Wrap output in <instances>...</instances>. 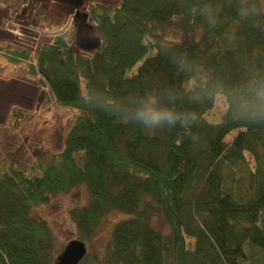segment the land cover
I'll return each instance as SVG.
<instances>
[{
    "label": "trees",
    "instance_id": "obj_1",
    "mask_svg": "<svg viewBox=\"0 0 264 264\" xmlns=\"http://www.w3.org/2000/svg\"><path fill=\"white\" fill-rule=\"evenodd\" d=\"M204 5L214 27L194 11ZM89 18L101 39L90 54L61 34L37 57L6 47L10 62L28 61L55 103L76 115L52 163L37 174L19 165L0 174V264H56L52 231L35 211L82 185L89 201L70 210L79 240L95 239L111 212L130 215L113 227L100 264H264V126L222 112L216 119L217 103L191 99L205 81L264 71V31L239 21L234 0L95 3ZM98 88L176 91L207 122L195 130L200 144L179 128L150 135L84 106L81 96ZM157 214L168 232L155 226Z\"/></svg>",
    "mask_w": 264,
    "mask_h": 264
},
{
    "label": "rangeland",
    "instance_id": "obj_2",
    "mask_svg": "<svg viewBox=\"0 0 264 264\" xmlns=\"http://www.w3.org/2000/svg\"><path fill=\"white\" fill-rule=\"evenodd\" d=\"M119 1L0 0V174L12 165L37 174L40 167L52 163L63 149L76 115L75 110L55 103L28 61L10 62L6 47L27 50L37 57L44 44L61 34L74 52L90 54L101 44L89 18L90 5L114 7ZM220 112L217 103L211 115L217 119ZM88 201V190L82 185L70 193L53 196L36 209L35 215L46 220L52 231L56 264L67 245L79 240L70 210ZM129 218L114 211L100 221L95 239L85 242L90 264H100L108 256L113 227ZM153 221L156 227L169 231L163 215L157 214Z\"/></svg>",
    "mask_w": 264,
    "mask_h": 264
},
{
    "label": "clouds",
    "instance_id": "obj_3",
    "mask_svg": "<svg viewBox=\"0 0 264 264\" xmlns=\"http://www.w3.org/2000/svg\"><path fill=\"white\" fill-rule=\"evenodd\" d=\"M234 3L239 21L254 30L264 31V0H234ZM194 11L203 16L210 27L215 26L216 20L208 6L194 8ZM198 87L199 93L191 99L218 103L222 115L233 123L264 126V71L251 68L239 80L227 83L205 81ZM81 103L120 123L136 125L150 135L179 128L194 146L202 139L195 130L207 123L200 112L185 108L183 97L170 88L126 95L98 88L82 95Z\"/></svg>",
    "mask_w": 264,
    "mask_h": 264
},
{
    "label": "water",
    "instance_id": "obj_4",
    "mask_svg": "<svg viewBox=\"0 0 264 264\" xmlns=\"http://www.w3.org/2000/svg\"><path fill=\"white\" fill-rule=\"evenodd\" d=\"M87 255V246L84 241L73 240L65 248L58 264H79Z\"/></svg>",
    "mask_w": 264,
    "mask_h": 264
}]
</instances>
